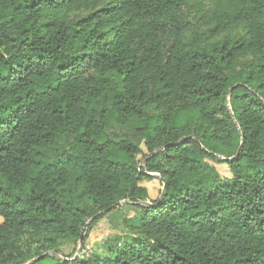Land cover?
Here are the masks:
<instances>
[{
  "label": "trees",
  "instance_id": "obj_1",
  "mask_svg": "<svg viewBox=\"0 0 264 264\" xmlns=\"http://www.w3.org/2000/svg\"><path fill=\"white\" fill-rule=\"evenodd\" d=\"M194 1L71 22L91 0H0V264L80 240L123 201L140 205L131 233L50 264H264V0L212 9L190 39Z\"/></svg>",
  "mask_w": 264,
  "mask_h": 264
},
{
  "label": "rangeland",
  "instance_id": "obj_2",
  "mask_svg": "<svg viewBox=\"0 0 264 264\" xmlns=\"http://www.w3.org/2000/svg\"><path fill=\"white\" fill-rule=\"evenodd\" d=\"M113 1L114 0H91L88 5L75 8L68 12L67 17L71 22H75L88 13L104 7ZM231 6L232 0H202L186 4L181 13L183 18L187 20L190 28L188 37L191 39L195 34L199 35V33L207 30L208 26L203 25L202 22L203 15L209 13L214 8ZM239 33V29L233 28L217 39L234 38ZM247 60L249 59H245V61ZM228 104L229 109L231 110L230 100L228 101ZM140 158H142V156H140ZM221 159L223 160L225 158L221 157ZM210 162L216 166L222 176H231L230 169L226 163ZM142 184L147 186L150 192L149 199L146 202L149 201L151 203L160 197L161 192L163 191V183L158 175L152 181L143 182ZM140 210V205L131 202H121V204L116 206L113 210L103 213V218L94 224L91 229H88V226L92 222L90 219L84 227L85 236L83 246L85 249L88 251L94 250L104 253L105 250L103 246L108 239L131 233V231L126 229L125 221L137 217ZM2 220L3 219L0 217V223ZM80 247V240L70 241L62 239L59 242V246H57V250H49L43 255L30 258L24 264H50L57 259H63L65 256L77 255ZM31 253L33 254L34 251L32 250Z\"/></svg>",
  "mask_w": 264,
  "mask_h": 264
},
{
  "label": "water",
  "instance_id": "obj_3",
  "mask_svg": "<svg viewBox=\"0 0 264 264\" xmlns=\"http://www.w3.org/2000/svg\"><path fill=\"white\" fill-rule=\"evenodd\" d=\"M240 150H241V149H239L237 155H239ZM228 160H230V159H228ZM123 202H124V201H123ZM119 204H121V202H119L118 204L112 206V207L109 208V209L104 210L102 213H106V212H109V211L113 210V209H114L116 206H118ZM102 213L97 214V215L94 216L91 220L93 221L96 217L100 216ZM84 236H85V232H84V228H83V230H82V232H81V236H80V246H81V247H80L79 251L81 250V248H82V246H83V244H84Z\"/></svg>",
  "mask_w": 264,
  "mask_h": 264
},
{
  "label": "built area",
  "instance_id": "obj_4",
  "mask_svg": "<svg viewBox=\"0 0 264 264\" xmlns=\"http://www.w3.org/2000/svg\"><path fill=\"white\" fill-rule=\"evenodd\" d=\"M152 203H150L149 201L146 203V205L150 206Z\"/></svg>",
  "mask_w": 264,
  "mask_h": 264
}]
</instances>
